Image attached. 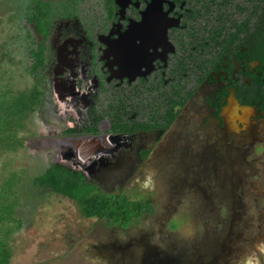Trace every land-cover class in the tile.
Here are the masks:
<instances>
[{
    "label": "flooded vegetation",
    "instance_id": "1",
    "mask_svg": "<svg viewBox=\"0 0 264 264\" xmlns=\"http://www.w3.org/2000/svg\"><path fill=\"white\" fill-rule=\"evenodd\" d=\"M34 6L32 38L17 47L21 60L41 62L37 178L53 170L93 204L136 207L128 218L86 216L83 200L34 180L13 202L73 208L49 242L74 264L263 257L264 0ZM189 224L202 230L184 240Z\"/></svg>",
    "mask_w": 264,
    "mask_h": 264
},
{
    "label": "rangeland",
    "instance_id": "2",
    "mask_svg": "<svg viewBox=\"0 0 264 264\" xmlns=\"http://www.w3.org/2000/svg\"><path fill=\"white\" fill-rule=\"evenodd\" d=\"M17 46H14L16 53L13 54L16 59L21 60L23 53ZM31 85V81L26 80L17 83L19 90L26 92L31 89ZM38 90L42 93L41 86H39ZM26 94L28 95L29 93L27 92ZM40 100L35 113L32 115L27 113L24 117L23 115L19 116L18 122L22 123L19 134L15 133L17 132L16 129L14 138H10L6 144L0 145V219L8 217L11 212H8L9 208L7 211L4 208L8 204H12L14 200L13 197L10 198L14 194L11 189L15 187L14 184L16 183L13 174L15 173L20 179L15 190L17 189L18 192L16 197L21 198L23 190L27 192V190H31L34 187L32 183H34V180L41 172L42 161L36 158L37 155L32 146L33 143L36 145L42 129L40 113L42 98ZM28 140L31 141L29 142ZM14 213V218L22 222L20 228H16L18 226L17 223H10V220L7 223H0V240L7 242L11 249L13 255L11 264H74L76 262L70 258V255H63V245H54V243L49 242L52 234L50 231L53 230V226L54 228H61L63 225H68L65 222L62 224L58 222L62 219L63 214L66 216H64L65 221L69 220L68 216L73 213L72 207H59L56 204L50 208H37L33 206L25 207L18 203ZM29 213L34 214L33 219L37 218L36 226L40 233H37V229L35 231L30 229L33 223L27 220ZM44 234L46 237H44ZM45 244H52L53 247L48 245L46 248ZM260 249L263 251L262 247ZM246 264H264V255L263 257L254 256L250 253V261Z\"/></svg>",
    "mask_w": 264,
    "mask_h": 264
},
{
    "label": "trees",
    "instance_id": "3",
    "mask_svg": "<svg viewBox=\"0 0 264 264\" xmlns=\"http://www.w3.org/2000/svg\"><path fill=\"white\" fill-rule=\"evenodd\" d=\"M38 0H0V145L6 144L10 138H14L15 133L18 135L22 123L18 122L19 116L24 117L27 113L32 115L38 107V101L42 98L39 88V72L41 62L24 61L16 59L13 54L14 46L23 45L25 41L32 38L28 35V24H32L34 19L39 21L38 15L34 14L35 3ZM27 32V33H26ZM24 33L25 36L24 37ZM31 81V89L21 91L17 83L22 81ZM18 88V89H16ZM41 101V100H40ZM10 110V111H9ZM29 115V116H30ZM19 117V118H18ZM17 129V132H15ZM15 132V133H14ZM18 139V136H17ZM22 142V140H20ZM22 145V144H21ZM16 183L20 181L16 174H13ZM35 184L40 187L53 189L55 192H61L64 195L73 197L81 202L80 210L86 216L110 215L122 216L126 218L135 213V206L126 205L115 207L111 205H98L91 203L92 199L86 197L81 187L69 183H62L60 176L53 170H49L45 175L35 179ZM15 187L11 189L13 195L10 198H17ZM89 201V203L86 202ZM15 201V200H14ZM17 202L8 204L9 219L1 218L0 223H17L16 228L22 226V222L14 218L15 207ZM4 210V212H6ZM5 214V213H4ZM13 216V217H12ZM3 217V216H2ZM11 218V219H10ZM11 232V231H9ZM0 264H11L12 252L7 242L0 240Z\"/></svg>",
    "mask_w": 264,
    "mask_h": 264
},
{
    "label": "clouds",
    "instance_id": "4",
    "mask_svg": "<svg viewBox=\"0 0 264 264\" xmlns=\"http://www.w3.org/2000/svg\"><path fill=\"white\" fill-rule=\"evenodd\" d=\"M261 153H264V144H258L256 146V155H260ZM250 159H251V157H250ZM222 214H226V210H224L222 212ZM197 228L202 230V224L199 226H196L195 224H189L187 231H185L183 233H178V234H179L180 238H182L184 240H191L193 237L196 236ZM173 231L175 232L176 230L173 229ZM120 238L124 239L122 237H120Z\"/></svg>",
    "mask_w": 264,
    "mask_h": 264
}]
</instances>
